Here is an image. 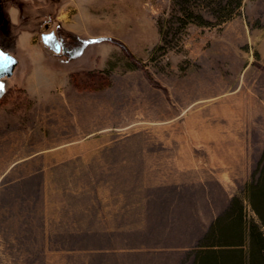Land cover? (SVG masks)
<instances>
[{"label": "rangeland", "instance_id": "obj_1", "mask_svg": "<svg viewBox=\"0 0 264 264\" xmlns=\"http://www.w3.org/2000/svg\"><path fill=\"white\" fill-rule=\"evenodd\" d=\"M184 1L0 0L4 51L18 54V35L28 24L41 48V34L51 31L71 48L79 47L77 39L84 45L70 60L61 49L56 54L69 70L70 90L60 97L66 111L28 112L35 101L15 85L21 64L0 80L3 90H11L0 103V264H101L93 250L80 247L77 236L64 238L63 209L49 210L60 214L49 222L42 217L46 202L77 204L73 191L87 178L54 176L46 167L35 172L44 162L39 159L9 167L36 152L104 151L110 145L100 146L98 138L121 143L134 137L137 143H115V152L128 147L130 152L195 153L214 174L223 163L229 194L243 198L264 153V0H242L234 17L210 28L183 26L178 10L185 6L214 23L224 14L216 4ZM67 5L68 15L61 16ZM159 30L164 50L158 47ZM88 72L103 73L102 88L74 87L71 75ZM62 188L70 198L63 199ZM187 256L180 264H191Z\"/></svg>", "mask_w": 264, "mask_h": 264}, {"label": "crops", "instance_id": "obj_2", "mask_svg": "<svg viewBox=\"0 0 264 264\" xmlns=\"http://www.w3.org/2000/svg\"><path fill=\"white\" fill-rule=\"evenodd\" d=\"M68 7L61 16L68 15ZM9 14L11 23L16 24L18 13L12 9ZM31 27L28 24L19 32L20 55L10 53L18 61L16 68L22 65L16 88L35 101L28 112L66 111V101L60 97L70 90L69 70H63L56 54H47L44 46L33 42ZM137 139L123 137L118 143L113 138H98L100 146L109 148L40 151L28 159H15L9 167L15 169L39 159L44 162L33 169L35 172H44L46 167L54 176L87 178L79 191H73L78 194L77 204L46 202L42 217L49 222L51 217H60L49 210L63 209L62 219L76 226L67 227L66 222L64 238L77 236L80 247L93 250L101 264H180L186 254L193 264L209 226L229 205L228 169L222 163V170L214 174L197 162L202 159L195 153L130 152L128 147L115 152V143L128 145ZM53 192L58 193V189ZM61 192L63 199L71 197L64 188ZM31 217L33 224V214Z\"/></svg>", "mask_w": 264, "mask_h": 264}, {"label": "trees", "instance_id": "obj_3", "mask_svg": "<svg viewBox=\"0 0 264 264\" xmlns=\"http://www.w3.org/2000/svg\"><path fill=\"white\" fill-rule=\"evenodd\" d=\"M174 1L180 5L183 4V0ZM210 1L224 13L223 16L216 17V22L206 21L199 14L193 16V13L185 6H181L182 8L178 10L180 12L178 21L183 26L194 23L198 26L214 27L234 17L242 3V0ZM186 2L187 0L184 1L185 4ZM191 17H196L197 21L192 22ZM159 35L161 37L158 47L164 50L161 30ZM77 40L79 47L71 48L62 37L61 39L59 37L61 55H64L67 60L73 59L84 46L81 39ZM70 79L76 89L90 90H99L103 86L100 83L105 81L102 72L74 74ZM107 85L108 83L105 84ZM10 91L9 89L0 91V103L4 98L9 99ZM193 264H264V153L255 179L247 183L243 198L232 196L228 207L216 216L209 226L195 252Z\"/></svg>", "mask_w": 264, "mask_h": 264}, {"label": "water", "instance_id": "obj_4", "mask_svg": "<svg viewBox=\"0 0 264 264\" xmlns=\"http://www.w3.org/2000/svg\"><path fill=\"white\" fill-rule=\"evenodd\" d=\"M50 35L51 36H54L55 39L46 42L45 37L50 36ZM40 38H41V43L45 47H47L51 52H53L55 54H58L60 52V44H59V41H58V39H57V37H56V35H55V33L53 31L48 32V33L41 34ZM56 45H59V48L58 49H57ZM0 51H3L7 56H9V57H11V58H13L15 60V64H13L11 66L10 73H0V80H1L3 78H9V77H11L13 75L14 69L17 66L18 61H17L16 57H14L13 55H11L7 51L2 50L1 47H0Z\"/></svg>", "mask_w": 264, "mask_h": 264}, {"label": "snow or ice", "instance_id": "obj_5", "mask_svg": "<svg viewBox=\"0 0 264 264\" xmlns=\"http://www.w3.org/2000/svg\"><path fill=\"white\" fill-rule=\"evenodd\" d=\"M54 36H47L45 37L46 42L54 40ZM57 49L59 45H56ZM15 64V60L9 56H7L3 51H0V73H10L11 66ZM4 88L3 84H0V91Z\"/></svg>", "mask_w": 264, "mask_h": 264}]
</instances>
